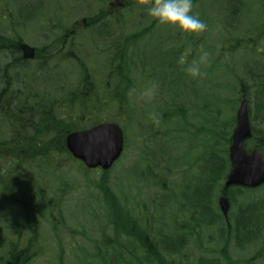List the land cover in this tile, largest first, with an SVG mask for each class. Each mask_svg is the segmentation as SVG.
Returning a JSON list of instances; mask_svg holds the SVG:
<instances>
[{"label": "rangeland", "instance_id": "1", "mask_svg": "<svg viewBox=\"0 0 264 264\" xmlns=\"http://www.w3.org/2000/svg\"><path fill=\"white\" fill-rule=\"evenodd\" d=\"M23 1L43 9L21 15ZM89 2L85 7L76 0H0L1 36L42 49L52 41L42 40L37 33L55 28L60 18V27L69 29L95 15L97 1ZM193 7V13L208 26L199 35L158 22L152 25L155 20L149 16L140 28L139 11L126 14L128 25L123 27L129 33L151 24V30L139 39L137 51H129L131 74L126 82L115 75L121 64L117 47L108 50L112 37L98 34V26L71 38L72 51H68L70 45L65 50L75 57L71 61L50 59L44 71L35 60L23 68L8 69L14 86L25 83L20 86L22 103H28L31 114L27 118L31 120L20 129L14 112H5L13 102L11 95L3 96L0 264L8 263L12 249L36 253L30 264H104L117 251L120 256L114 264H129L125 262L129 258L127 232L121 228L127 224L118 223L129 209L138 226L147 231L150 222L153 235L162 241L157 247L146 242L145 253L140 251L131 264H198L200 258L211 264H264V188L236 196L233 219L239 205L257 203L261 207L254 217L257 230L261 229L256 235L259 239L240 249L222 236L220 225L209 222L211 213L220 214L218 198L224 180H214L208 170L211 157L213 161L215 155L227 159L242 94L250 104L255 143L264 146V41L260 42L264 39V0H200ZM55 33L58 40L59 32ZM201 48L210 53V63L203 68L206 75L193 79L185 68L198 58ZM0 61L2 65L9 62L5 53L0 54ZM80 64L91 75L89 80ZM32 77L35 83H31ZM153 83L158 86L155 97L137 99ZM81 111L86 119L78 116ZM152 113L158 114V122L153 121ZM6 120L14 125H7ZM46 120L54 130L65 121L80 127L117 123L125 133L126 152L109 172L85 171L70 157L55 156L45 148L43 144L55 131L47 136L34 131L38 139L28 142L30 130ZM32 144L37 157L43 154L48 159L33 158ZM107 193L119 203L108 205ZM197 198L202 200L199 204ZM160 204L165 207L160 209ZM171 236L190 240L175 254L167 245ZM170 242L176 240L170 238ZM112 243L126 248L111 249ZM100 255L103 259L99 260Z\"/></svg>", "mask_w": 264, "mask_h": 264}, {"label": "trees", "instance_id": "2", "mask_svg": "<svg viewBox=\"0 0 264 264\" xmlns=\"http://www.w3.org/2000/svg\"><path fill=\"white\" fill-rule=\"evenodd\" d=\"M195 1H200V0H193V2H195ZM135 3H137V1H135ZM236 14L237 13L235 12L234 16H236ZM104 26L108 27V24H106V25L102 24L101 27H104ZM121 29H122V32L118 36V41L116 42L117 57L119 59L118 61L121 64H120L118 71L115 72V75H117L119 77V79H122V81L124 80V82H126V77L128 75L130 76V74H131V72H129V69L131 68L130 62H132V61H130V58H129V51H131L132 49L134 50L136 48L137 44L139 43L138 38H141L143 36L144 32H140L136 35L130 34L128 37H126L125 34L123 33L124 28H121ZM149 30H151V29H149ZM100 33H102V32H99V34ZM2 43H3V41L0 39V49H1ZM107 46H109V45H107ZM12 47L13 46H11L9 49L14 50V48H12ZM110 47H111L110 49L114 50L113 46H110ZM110 49L108 48V50H110ZM9 51L10 50H8L7 52H9ZM135 51H137V50H134V53H135ZM3 53H4V51L1 50L0 54H3ZM127 59H128V62H127ZM8 61H10V62L13 61L15 63L20 62L16 58H11V60H8ZM147 61H148V65H149L150 61L149 60H147ZM1 65H2V62L0 61V91H2L4 88H5V90H7L8 83H9V85L11 84V81L9 79V70L8 69H11L12 67H14L15 64H12V65L8 64L5 68H2ZM80 67L84 68V65L80 64ZM143 67H145V66H143ZM84 71H85V74L89 76L87 79V80H89L91 78V75H89V72L86 69ZM1 83H3L4 88L1 87L2 86ZM86 83H89V82H86ZM74 100H76V98ZM45 106H47V105H45ZM85 106H87V105L84 104L83 109L86 110ZM81 115H82V117H85V114H82V111H81ZM50 126H51L50 122L48 120H46V123H44L43 125L40 124V126L37 125L36 127H34L35 129L30 130V132H29L31 139L29 138L28 142H32V141L38 139L34 134V131H37V130H41L40 132H43V134H45V136H47V134L51 132ZM54 126H56V124H54ZM56 129L57 130L53 129V132L55 131L54 132L55 136L53 134L52 139L47 140L46 141L47 143L45 142L43 145H45L46 146L45 148L46 149L48 148L49 151L50 150L54 151L55 156H57L58 154L61 153L62 156L68 157V158L70 157L69 159L71 161H74V159L70 156L69 152L67 151V148L65 145V138L71 131H76V130L81 129L79 123L74 124V123H71L70 121H65L62 123V126H59ZM46 138L47 137H44L45 140H46ZM263 143H264V141H263ZM32 147H33V151H32L33 158H43L44 159L43 154H40L37 157L35 154V151H34L35 146L33 144H32ZM262 149H264V148H262ZM216 157L217 156L215 155L214 161H213V157L210 159V163H209V167H208L209 173H211L213 175L214 180H216V181H218L221 178H223V180H224L226 175H227V172L229 170V167H230L229 160H228V158L226 160H221L220 158L217 159ZM102 189L103 190H109L104 186L102 187ZM221 190L222 191L224 190V194L226 196H228V198L230 199L231 204L233 206H236V204H237L236 196L243 197L244 194L249 195V193H253L252 191L243 190V189H234V190L227 191V190L221 188ZM105 197H106V203L110 206H113V205H116L117 203H119L118 199L116 201L114 200V196L111 193L105 194ZM201 201H202L201 199L197 198L195 200V203L199 204ZM260 208L261 207H259V205H257V203L252 204V205H247V206L239 205L238 211H237V213L233 219V223L231 224V227H229V228L226 227V224L223 221L224 219L221 216L220 219L225 226V229L221 230L222 236H227V237H225L226 239H228V238L233 239L234 238L236 240L237 246L239 248L243 249L244 243L253 240L257 234V231H259V233L261 231V229L257 230V228H256V222L257 221L254 218L255 215H259ZM124 212H126V211L124 210ZM217 222H219V218L215 217V219L213 220V223L215 224ZM118 223L121 224V226L123 225V221L121 219L118 221ZM126 226L124 225V227H121L122 229H124L127 232L126 235L128 237L133 235L136 238L137 237L142 238L143 239V245L142 246L145 248V244L147 241H145L144 230L137 229V227H139L138 225H136L133 228L129 225H126ZM241 233L243 236H241ZM189 240H187L186 237L184 236L183 238H181V241L180 240L178 241L179 243L174 242L172 245L177 244V246H181L182 248H185V245L187 244V242ZM168 241H169V239L167 240V242ZM115 247L116 246H112V249H116ZM12 251L13 252L11 254V258H9V261L7 264H30L32 262L33 257L31 256V250L30 249H24V250L13 249ZM116 254H118V255H114V256L116 259H118L120 254L119 253H116ZM148 256L152 257L153 255H148ZM116 259H114V260H116ZM136 260H138V259L136 258ZM156 260L159 263L162 262L160 256H157ZM114 263L115 262L112 260L110 263L108 262L107 264H114ZM211 263H212V261H209V260L204 259V258H200L199 262H198V264H211Z\"/></svg>", "mask_w": 264, "mask_h": 264}, {"label": "water", "instance_id": "3", "mask_svg": "<svg viewBox=\"0 0 264 264\" xmlns=\"http://www.w3.org/2000/svg\"><path fill=\"white\" fill-rule=\"evenodd\" d=\"M26 58L33 59L35 52L27 47ZM252 138L249 119V105L243 98L237 112V126L229 149L231 163L225 189L242 187L255 189L264 184V155L258 149L248 152L245 148L247 140ZM66 144L69 152L77 160L83 162L89 169L101 168L106 171L113 167L124 150V133L117 124L104 123L90 130L71 133ZM219 206L227 219L230 202L227 197L219 199Z\"/></svg>", "mask_w": 264, "mask_h": 264}, {"label": "flooded vegetation", "instance_id": "4", "mask_svg": "<svg viewBox=\"0 0 264 264\" xmlns=\"http://www.w3.org/2000/svg\"><path fill=\"white\" fill-rule=\"evenodd\" d=\"M135 1H137V3H135ZM77 2V1H76ZM88 0H83V1H79L78 3L81 4V6H85L87 5ZM97 7H98V15L97 17H99L101 19V17H103L102 19H108L111 23H115L112 24L114 25L115 28H112L111 26L109 28H105L106 26H104V31L111 35L112 40L118 38L119 32L122 31V29H119V15L122 13L123 18L125 19H129L126 14L127 13H132V11L137 7V10L139 11L138 17L140 21L146 22L147 21V13L144 10L145 9V5H142L140 3V0H98L97 2ZM105 17V18H104ZM92 19V17H91ZM91 19H84L87 22L82 21L81 23L75 22L73 28H69V29H55V28H51V29H44L42 31V33L38 34L40 36H42V40L44 41H52L53 43L57 42V44H59V49L57 50V52H54L52 57H56L62 53L65 52L66 48L68 45L72 46V42H70L71 38L75 37L81 30L85 29H89L88 26L91 25L93 22ZM106 25V24H105ZM124 25H128V24H124ZM118 26V27H117ZM259 27V26H258ZM126 29V28H125ZM128 30V29H127ZM55 32H59V38L58 40H56V33ZM55 35V39L52 40V37ZM262 37H264V34L262 35ZM264 41V39L262 40ZM70 42V43H69ZM22 43H24V41H20L18 42V55L20 58H24V53L22 51ZM69 43V44H68ZM44 57V56H42ZM8 59V58H7ZM9 92L6 91H1L2 97L7 94ZM134 113V109H132V115ZM262 140L264 139V135L261 136ZM7 189V187H6ZM134 216V215H133ZM132 216V218H133ZM134 219V218H133ZM131 226V225H130ZM133 228V226H132ZM150 228V222H149V229L147 231L144 230L145 233V241H147L150 245L157 247L159 245H162V241L161 238H157L155 235H153V232ZM153 235L154 239H151V236ZM147 236V237H146ZM126 240L128 241L126 251H128V256L130 258V260L134 263L135 262V258L138 257V254L140 253V251H142V254L145 253V251H143L142 248H144L143 245V239L142 238H136L135 236H129V237H125ZM145 249V248H144ZM137 256V257H136Z\"/></svg>", "mask_w": 264, "mask_h": 264}, {"label": "clouds", "instance_id": "5", "mask_svg": "<svg viewBox=\"0 0 264 264\" xmlns=\"http://www.w3.org/2000/svg\"><path fill=\"white\" fill-rule=\"evenodd\" d=\"M145 5V11L149 17L162 25H168L179 29L189 35H199L207 30V24L193 13V0H140ZM210 53L200 49L197 59H193L187 64L185 71L188 75L197 79L206 73L203 68L210 63ZM156 84H149L137 99L144 100L155 97ZM154 122H158V114L152 113Z\"/></svg>", "mask_w": 264, "mask_h": 264}]
</instances>
